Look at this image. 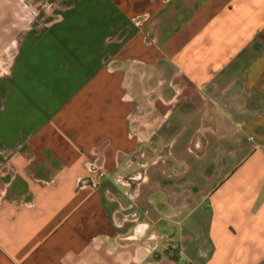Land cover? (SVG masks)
<instances>
[{
  "label": "crops",
  "instance_id": "obj_1",
  "mask_svg": "<svg viewBox=\"0 0 264 264\" xmlns=\"http://www.w3.org/2000/svg\"><path fill=\"white\" fill-rule=\"evenodd\" d=\"M38 3L0 0V264H264V0Z\"/></svg>",
  "mask_w": 264,
  "mask_h": 264
},
{
  "label": "built area",
  "instance_id": "obj_2",
  "mask_svg": "<svg viewBox=\"0 0 264 264\" xmlns=\"http://www.w3.org/2000/svg\"><path fill=\"white\" fill-rule=\"evenodd\" d=\"M9 63L8 61L4 58L0 56V75L6 74L9 71ZM141 156H144V154H140ZM134 158H130L128 160V166H130L131 164H133ZM139 165L141 167H144L146 165V163L144 162H139ZM87 168L88 171L90 172L89 176H85L83 178H80V183L84 186L87 185V183L89 184H96V181L93 177L94 174H103L105 169H104V165L103 163H101L99 161V157H97L95 155L94 158L89 159L87 161ZM146 178V176L144 174H142V172H137L133 175H123V174H119L116 177L117 182L121 183L122 185L126 186L128 189V196L131 199H134L136 196V191L138 186L140 185V183L142 181H144ZM131 219H133L134 221L138 220V215L136 212H133L130 214ZM147 228V223H143V222H137L133 228V232L131 235H129V237L131 239H139L145 236V230ZM148 240H155L157 239V236L155 234H150L149 236H147ZM146 249L149 252H152L153 250H155L157 248V246L153 243H151L149 241V243L146 244Z\"/></svg>",
  "mask_w": 264,
  "mask_h": 264
},
{
  "label": "rangeland",
  "instance_id": "obj_3",
  "mask_svg": "<svg viewBox=\"0 0 264 264\" xmlns=\"http://www.w3.org/2000/svg\"><path fill=\"white\" fill-rule=\"evenodd\" d=\"M57 0H36V2H39L37 4L38 6V11H39V15H38V21L41 24H45V23H49L57 18L60 17V15H54L50 12H48V10L52 7H54V3ZM34 3V2H33ZM170 131H174V128H169ZM169 129H165V131L168 133ZM161 133V131H160ZM172 135V134H171ZM144 150L146 152V154L144 155V159L142 160L144 163L147 162V157L152 158L155 157V159L161 160L162 158L160 157L162 154H160L161 152L167 150L166 147L163 146V140H159V142L153 144V145H145L144 146ZM147 152H149L150 154H147ZM139 156H141L139 154ZM1 162V160H0ZM137 168H145L146 165L144 167H141L140 165H135ZM127 196V195H126ZM127 200H128V204L133 200L131 199L129 196H127ZM130 210L128 209V212H116V217L118 218L119 223H121L120 221H130L131 217H130Z\"/></svg>",
  "mask_w": 264,
  "mask_h": 264
}]
</instances>
